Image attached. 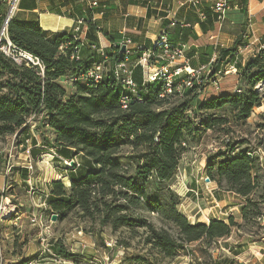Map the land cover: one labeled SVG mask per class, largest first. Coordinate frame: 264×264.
Listing matches in <instances>:
<instances>
[{
  "label": "trees",
  "instance_id": "obj_1",
  "mask_svg": "<svg viewBox=\"0 0 264 264\" xmlns=\"http://www.w3.org/2000/svg\"><path fill=\"white\" fill-rule=\"evenodd\" d=\"M201 10L207 18L202 6ZM4 17L2 8L0 29ZM82 19L87 33L81 43L73 41L70 33L50 34L38 24L10 20L7 39L18 50L38 59L43 71L37 66L17 64L0 51V138L18 133L17 138L27 135L25 123L40 115L45 128L53 134L52 141L43 139V146L56 149L66 160L82 156L85 171L71 170L68 187L61 181L50 184L48 207L61 218L77 210L82 218L101 227L108 226L112 231L126 228L136 235V230L142 229L145 244L168 259L184 248L181 242L190 245L206 241L208 248L213 241L229 236L234 227H239L232 217L227 218V223L211 219L208 223L191 224L178 212L176 196L164 186L174 180L188 138L201 132L195 125L196 117H188L187 112H192L191 115L198 110L204 112L200 125L205 132L225 128L231 122H246L262 104V95L255 87L264 86V51L237 65L238 80L242 82L240 93L199 101L193 111L192 103L200 95L189 90L182 99L174 95L161 97L164 94L161 83H143L141 69L136 66L131 73L136 96H131L126 108H122L123 90L111 73L123 61L121 39L106 36L109 47L101 49L92 34L98 31L94 20ZM70 42V47L60 50ZM242 43L237 41L231 48L221 49L212 69L231 60ZM74 46H79L78 60L70 59ZM139 47L130 56L131 63L141 56ZM101 53L109 67L102 81L96 85L73 83L70 84L73 91H67L63 81L101 62ZM30 139L35 146V139ZM123 148L133 152L126 164L121 157ZM257 151L258 148L241 149L229 143L224 150L207 156L208 180L243 200L240 216L245 222L258 223L263 212L264 184ZM35 152L31 150L32 154ZM134 209L165 216L176 237L143 217L131 216ZM54 251L58 257L74 260L75 255L60 243Z\"/></svg>",
  "mask_w": 264,
  "mask_h": 264
},
{
  "label": "rangeland",
  "instance_id": "obj_2",
  "mask_svg": "<svg viewBox=\"0 0 264 264\" xmlns=\"http://www.w3.org/2000/svg\"><path fill=\"white\" fill-rule=\"evenodd\" d=\"M62 84L67 91H73L68 82ZM260 93L264 102V86ZM199 101L201 98L194 100L192 111L196 109ZM259 107L254 109L253 115L246 122H231L225 128L205 132L200 125L201 117L205 116L204 112L198 110L192 115V112H187L188 117H196L194 122L201 132L188 138L177 174L172 183L164 187H168L176 196L177 210L189 223L209 222L213 215L215 219H224L227 223V218L232 217L239 224V227L232 229L237 240L264 239L263 227L256 221L239 220L240 207L233 201L231 194L219 189L208 180L206 174L207 156L224 150L226 144L230 143L241 149H264V110L258 109ZM23 128L27 129V135L17 138L18 133L0 138V253L4 262L212 264L206 241L190 245L181 242L184 248L176 257L168 259L145 244L142 229L136 230V235H133L126 228L112 231L108 226L101 227L97 222L82 218L77 210L68 213L64 218L53 213L48 207L50 184L61 181L68 187L71 170L76 173L85 171L83 158L80 155L72 156L71 162L63 158L56 149L43 146V139L52 141L53 134L45 128L40 115L30 117ZM30 138L35 139V146L31 144ZM23 140L24 144H21ZM31 150H35V154ZM132 154L130 149H122L124 164L130 161ZM261 175L263 178V170ZM152 187L151 183L148 184L150 193ZM216 192L222 195L220 201L216 199ZM261 193L263 192L259 194ZM261 207L263 210L264 204ZM131 212V216L143 217L157 228L164 227L169 230L176 237L165 216L145 209H134ZM52 216H55V220H52ZM229 236L222 239L227 240ZM218 240L209 245L211 250L219 248ZM57 243L75 255L74 260L58 257L54 251Z\"/></svg>",
  "mask_w": 264,
  "mask_h": 264
},
{
  "label": "crops",
  "instance_id": "obj_3",
  "mask_svg": "<svg viewBox=\"0 0 264 264\" xmlns=\"http://www.w3.org/2000/svg\"><path fill=\"white\" fill-rule=\"evenodd\" d=\"M90 1L92 0H18L13 20L38 24L50 34H69L77 19L92 17L98 29L92 34L101 49L109 47L106 36L113 40L127 37L132 40L134 48H151L158 34L166 29L172 43L185 46V57L191 68L211 65L213 57L216 56L217 59L221 49L231 48L237 41L243 42L245 34L248 35V41L244 40V43L248 42L249 49L243 53L240 65L250 58L252 49L264 44V0H229L230 10L222 24L217 22L204 0H200L203 11L207 14L204 20L199 19L194 8L183 4V0H95L98 5L91 8L88 4ZM172 22H175L173 26ZM86 33L87 27L85 35ZM227 76L221 83L220 91L205 89L200 95L201 101L220 94H232L241 88L242 82L237 77ZM258 109L264 110V102ZM258 156L262 159L261 168L264 173V149H260ZM226 193L231 194L233 201L241 208L243 200L233 193ZM215 195L217 200L222 197L217 192ZM211 219L224 221L215 219L214 215ZM233 234L234 231L227 240H218V249L207 248L212 264H264V239L237 240ZM10 263L3 261L2 264Z\"/></svg>",
  "mask_w": 264,
  "mask_h": 264
},
{
  "label": "built area",
  "instance_id": "obj_4",
  "mask_svg": "<svg viewBox=\"0 0 264 264\" xmlns=\"http://www.w3.org/2000/svg\"><path fill=\"white\" fill-rule=\"evenodd\" d=\"M18 0H0V10L4 8L5 17L0 29V51L10 57L15 63L26 65L37 66L43 71L38 59L34 58L30 54L22 52L14 47L7 39L6 30L8 23L13 18V13L16 9ZM208 5L209 10L215 16L218 23L222 24L230 10L229 0H204ZM89 7H96L98 2L95 0L90 1ZM183 4L189 5L195 9L200 20L205 19V15L201 10L200 0H183ZM175 22L171 23L173 26ZM86 24L84 19H77L74 22L71 38L76 42H83L85 38ZM169 32L165 29L161 31L153 42V46L148 49H139L142 51L141 56L134 61L130 62L129 58L133 54L137 47H132V42L129 38L123 37L119 41V49L123 61L117 63L111 70L114 79L121 85L123 92L121 93L120 102L122 108H126L131 96H136V85L131 80L132 69L139 66L142 72L143 83H161L164 88L163 97L174 95L178 99H182L186 91H192L194 94L202 95L205 89L210 88L214 92L220 91L221 83L227 75H231L238 78V67L237 65L243 61V53L249 49L248 35L243 36L242 45L237 47L234 57L220 64L216 69H212V64L216 60V56L213 57L211 65L200 66L198 68H191L188 65L185 57V46L178 44L176 46L169 42ZM71 43H67L65 46L60 47V50L70 47ZM124 46V52H121V47ZM153 49H157L155 53ZM262 51H264V44H259L256 48L250 51V57H257ZM102 55V53H101ZM103 59L101 62L94 63L88 68L85 73L73 75L63 82L69 84L81 82L85 85H96L102 81L107 71V60L102 55ZM71 60L79 59V46L72 47ZM255 89L259 92L262 90V85L258 84ZM234 93H240V90H235ZM260 149L255 153L259 155ZM259 164L262 165V159L260 156ZM71 162H73L71 160ZM259 225L264 229V209L262 214L257 219ZM212 244H215L213 241ZM115 243L113 244V246ZM3 263V259L0 253V264ZM28 264H33L29 262ZM36 264V263H35Z\"/></svg>",
  "mask_w": 264,
  "mask_h": 264
},
{
  "label": "water",
  "instance_id": "obj_5",
  "mask_svg": "<svg viewBox=\"0 0 264 264\" xmlns=\"http://www.w3.org/2000/svg\"><path fill=\"white\" fill-rule=\"evenodd\" d=\"M124 50H125V47L122 46V47H121V52H124ZM54 218H55V216H52V220H55Z\"/></svg>",
  "mask_w": 264,
  "mask_h": 264
},
{
  "label": "bare ground",
  "instance_id": "obj_6",
  "mask_svg": "<svg viewBox=\"0 0 264 264\" xmlns=\"http://www.w3.org/2000/svg\"><path fill=\"white\" fill-rule=\"evenodd\" d=\"M59 19V18H58ZM50 22V21H49ZM51 23V22H50ZM60 23V22H59ZM48 29V28H47ZM51 29V28H50Z\"/></svg>",
  "mask_w": 264,
  "mask_h": 264
}]
</instances>
